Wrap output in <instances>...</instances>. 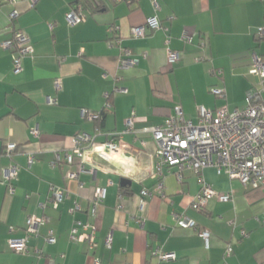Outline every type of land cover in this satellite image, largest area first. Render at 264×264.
<instances>
[{
	"label": "crops",
	"instance_id": "0c3cea01",
	"mask_svg": "<svg viewBox=\"0 0 264 264\" xmlns=\"http://www.w3.org/2000/svg\"><path fill=\"white\" fill-rule=\"evenodd\" d=\"M74 4H0V264H94L96 258L100 264H223L227 243L233 250L226 264H264L262 188L244 186L213 167L204 168L200 176L185 170L181 180L176 166L164 167L161 178L155 177L152 135L130 132L117 137L132 115L139 129L162 125L176 106L196 122L199 107L242 109L248 93L259 89L264 100V81L250 72L253 52L264 60V38L256 36L264 27V0H98L95 8L84 10V20L70 26L65 13ZM13 10L16 14L9 19ZM152 15L167 31L132 36V27ZM7 26L22 30L32 48L18 74L12 71V51L3 45L12 37ZM165 33L171 36L170 47L181 53L173 65L166 60ZM183 33L191 35V41L180 40ZM121 48L137 59L134 65L118 67ZM118 75L125 91H113ZM214 89L223 90L225 98ZM106 93L111 105L102 111ZM83 111L99 114L88 119ZM80 132L94 137L83 157L53 164L56 151L72 152V137ZM108 140L118 150L103 158L99 148ZM9 142L16 145L11 155L5 153ZM12 162L19 170L10 194L3 172ZM71 172L75 178L68 177ZM200 177L218 191L231 190L233 199L211 197L197 209L192 199ZM159 183L164 196L144 197L141 209V191H158ZM51 185L66 189L57 208L47 203ZM96 186L104 187L106 195L93 214ZM39 203L46 206L40 208ZM74 205L78 209L70 212ZM173 213L192 219L195 226L180 227ZM32 214L46 215L48 221L29 237L28 252L10 249L7 239L23 237ZM87 222L97 227L93 248L70 238L72 227L82 232L81 223ZM10 226L15 227L12 234ZM49 229L56 237L53 243L44 240ZM199 230L209 232L208 246ZM157 249L176 258L158 262Z\"/></svg>",
	"mask_w": 264,
	"mask_h": 264
},
{
	"label": "built area",
	"instance_id": "2783aa9c",
	"mask_svg": "<svg viewBox=\"0 0 264 264\" xmlns=\"http://www.w3.org/2000/svg\"><path fill=\"white\" fill-rule=\"evenodd\" d=\"M14 3L15 0H0L2 2ZM91 1L98 4V0H76L74 6L65 13V20L68 25L73 26L85 19L84 10L88 8ZM16 14V10L9 13V19ZM0 27V31H1ZM12 31V37L3 41V45L12 51V71L18 74L22 71V59L31 52V45L28 36L20 29H14L9 26L5 27ZM164 29L161 21L156 15L147 17L145 23L132 27L130 33L134 37H143L147 30L154 31ZM257 36L264 35V27H259L256 32ZM192 36L183 33L180 36L182 41H191ZM171 36L165 33L166 60L169 65L176 63L180 57V51L170 47ZM204 44H201L203 48ZM137 59L130 57V52L126 48H121L118 67L124 69L132 66ZM220 72V71H218ZM252 74L258 75L261 82L264 81V60L255 52L252 53V64L250 68ZM122 76L115 77L113 91H125V88L118 85L122 80ZM55 87L59 89L61 82L56 79ZM218 95H224L223 90L214 89ZM55 99L49 98V103H54ZM109 93H106V101L103 110L110 108ZM84 116L93 119L99 113L83 111ZM37 134V130L32 131ZM150 133L156 142V150L154 152V176L161 178L164 167L176 166L178 171L176 176L178 180L182 179L183 171L189 170L200 176L201 171L207 167H213L217 173L224 171L229 178L238 180L242 185L249 186L253 189L262 188L264 193V100L261 97V90L251 91L247 95L246 106L242 109L228 110L225 106H221L215 110L199 107L197 111V120L186 119L180 107H175L174 114L168 115L162 125L135 128L133 115L129 116L125 121V128L117 133V137H122L126 133ZM94 143V137L86 132H80L72 137V152H64L63 155L58 151L54 157L56 162L72 163L74 157L82 158L85 147ZM15 143L6 144L5 153L11 155L15 149ZM118 150V145L113 140H108L100 145L98 154L103 158H109L112 153ZM34 160L32 154L28 156V164L31 165ZM18 164L12 162L3 172V178L6 181L7 189L10 194L15 192V186L12 181L18 173ZM69 178H75L76 173H69ZM199 192L193 197L192 205L197 209H202L206 200L215 197L220 201H229L233 199L231 190L218 191L211 183L200 177ZM82 186V184H80ZM161 183L158 184V191H150L143 189L141 191V199L139 207L142 209L144 205V197L154 194L164 196L161 190ZM106 195V189L102 186H96L93 193L94 214ZM66 196V189L59 185H51L50 195L47 200L53 208H57ZM40 208H44L46 203H39ZM121 207V205H119ZM78 209L77 205L70 208V212ZM173 218L180 227H194L195 222L183 215L173 213ZM48 221L46 215L32 214L26 218L25 232L23 237H14L13 235L7 239L10 249L16 252H28V240L32 235L38 234L39 226ZM79 224V223H78ZM82 232L77 227L70 230V238L74 241L86 243L89 248L95 246V232L97 227L94 223H81ZM15 230L14 226L9 227L12 234ZM199 234L208 246L209 232L207 230H199ZM46 243H53L56 237L52 229H49L45 236ZM111 236L106 238V244L109 246ZM232 246L227 243L224 250V263L227 257L232 253ZM35 253L40 254V249H35ZM63 257V254H60ZM154 256L158 262L169 261L176 258L173 252H164L157 249ZM94 264H100L99 260L94 259Z\"/></svg>",
	"mask_w": 264,
	"mask_h": 264
},
{
	"label": "trees",
	"instance_id": "16d2710c",
	"mask_svg": "<svg viewBox=\"0 0 264 264\" xmlns=\"http://www.w3.org/2000/svg\"><path fill=\"white\" fill-rule=\"evenodd\" d=\"M76 1V0H75ZM87 1V0H86ZM89 7H96L98 4L96 3L95 4V2L94 1H91L89 4H87ZM257 36V35H256ZM257 38L258 39H262V38H264V35H262V36H257Z\"/></svg>",
	"mask_w": 264,
	"mask_h": 264
},
{
	"label": "water",
	"instance_id": "95a60500",
	"mask_svg": "<svg viewBox=\"0 0 264 264\" xmlns=\"http://www.w3.org/2000/svg\"><path fill=\"white\" fill-rule=\"evenodd\" d=\"M122 183H129V181L128 180H126V179H122V181H121Z\"/></svg>",
	"mask_w": 264,
	"mask_h": 264
},
{
	"label": "rangeland",
	"instance_id": "374dc122",
	"mask_svg": "<svg viewBox=\"0 0 264 264\" xmlns=\"http://www.w3.org/2000/svg\"><path fill=\"white\" fill-rule=\"evenodd\" d=\"M218 95V94H217ZM218 96H221L220 98H225V96H222V95H218ZM227 99V98H226ZM226 99H224V100H226Z\"/></svg>",
	"mask_w": 264,
	"mask_h": 264
}]
</instances>
